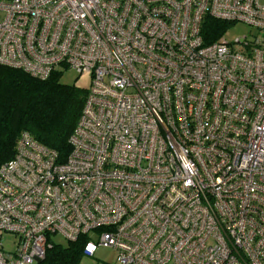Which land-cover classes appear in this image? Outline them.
Here are the masks:
<instances>
[{
  "label": "built area",
  "instance_id": "built-area-1",
  "mask_svg": "<svg viewBox=\"0 0 264 264\" xmlns=\"http://www.w3.org/2000/svg\"><path fill=\"white\" fill-rule=\"evenodd\" d=\"M205 17L251 31L205 43ZM3 66L87 86L63 162L23 132L0 165V264L58 234L117 264H264V0H0Z\"/></svg>",
  "mask_w": 264,
  "mask_h": 264
},
{
  "label": "trees",
  "instance_id": "trees-1",
  "mask_svg": "<svg viewBox=\"0 0 264 264\" xmlns=\"http://www.w3.org/2000/svg\"><path fill=\"white\" fill-rule=\"evenodd\" d=\"M205 43L224 34L229 23L203 18ZM60 74L46 79L22 69L0 67V165L14 157L19 135L28 132L37 142L57 152L59 162L69 154V137L83 109L86 90L59 82ZM85 238L53 244L37 264H79Z\"/></svg>",
  "mask_w": 264,
  "mask_h": 264
},
{
  "label": "rangeland",
  "instance_id": "rangeland-1",
  "mask_svg": "<svg viewBox=\"0 0 264 264\" xmlns=\"http://www.w3.org/2000/svg\"><path fill=\"white\" fill-rule=\"evenodd\" d=\"M251 27L243 22H235L229 26L225 38L227 40H233L236 37L249 36ZM59 82L65 85H73L77 87H86L87 80L85 78L79 79L75 71L66 69L61 73ZM15 237L4 234L3 245L6 250H12V246L15 241ZM52 240L55 244H66L67 239L61 235L52 236ZM117 252L112 247L99 246L95 253L91 256L81 255L79 264H117L116 255Z\"/></svg>",
  "mask_w": 264,
  "mask_h": 264
}]
</instances>
